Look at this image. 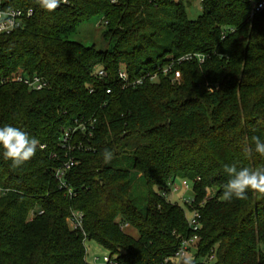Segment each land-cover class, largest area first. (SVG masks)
<instances>
[{
  "label": "trees",
  "instance_id": "1",
  "mask_svg": "<svg viewBox=\"0 0 264 264\" xmlns=\"http://www.w3.org/2000/svg\"><path fill=\"white\" fill-rule=\"evenodd\" d=\"M179 1L69 0L52 12L30 2L25 29L0 35V127L40 142L19 168L0 148V264H88L89 241L116 264H178L182 242L195 234L185 208L166 197L177 179L192 184L201 215L191 264H210L213 254V264H264V194L223 200L225 164L264 168V156L244 154L253 135L264 140L262 0H202L195 21ZM94 17L107 23L106 52L69 40ZM186 54L205 60L180 66L179 83L160 77L124 88L118 77L124 66L134 81ZM19 72L48 88L11 81ZM78 125L92 137L78 130L75 148H63L64 132ZM70 160L73 197L55 179ZM73 212L84 215L83 231L70 229Z\"/></svg>",
  "mask_w": 264,
  "mask_h": 264
},
{
  "label": "built area",
  "instance_id": "2",
  "mask_svg": "<svg viewBox=\"0 0 264 264\" xmlns=\"http://www.w3.org/2000/svg\"><path fill=\"white\" fill-rule=\"evenodd\" d=\"M159 0H149L151 4H154L155 6L159 5ZM175 3H178V0H173ZM30 2H35V0H0V11H5L7 9H11L15 15L13 19L15 20V27L8 28L6 30L0 31V35H11L12 33L16 31H21L25 29L27 23L33 18L35 14V10L33 7L30 6ZM113 4L117 3V0H112ZM70 6V2L68 0L67 3H61L58 8L61 7H68ZM264 9V0H262L260 3L255 5V12L259 13ZM106 25L107 23L104 22ZM197 59L199 64L202 65L204 63L205 57L198 54H186L182 56H169L165 62L164 65L157 67L156 71L154 72H147L143 74L141 77L135 79L134 81H131L128 75L127 70L125 67H121L118 73V77L123 84L124 88H135L138 87L145 82L149 83H157L160 79V77L168 78L172 83H179L182 80V72L179 69L180 66H182L186 62H190ZM99 77H104L105 73L104 71L98 72ZM11 81L15 83H20L26 87H28L32 91H42L44 89L48 88L47 82L38 76L34 77H28L26 75H23L22 72H19L18 75H16ZM6 80H0V87L5 84ZM111 91L108 90L107 94H110ZM78 130L81 131V133L85 136L92 137V133L90 130L86 129L84 125H78L75 128H70L66 130L62 136V146L63 148H66L68 150H72L75 148L72 146V141L75 136V134L78 132ZM81 144H79L78 147H80ZM75 162L73 160H70L69 162L65 163L63 167L58 169L55 172V179L59 183L60 189L64 190L66 195L69 197H73L75 195L73 188L67 183L66 181V174L68 171H70L74 166ZM175 183V182H174ZM174 183L170 185V191L171 193H177L179 191V188L174 186ZM182 187L186 190L189 189V182L182 180ZM173 190V191H172ZM165 196V195H164ZM168 195H166L167 197ZM185 211H189L192 216L191 218H187V223L189 228L192 230V232L195 234L193 238L189 240H184L176 254L177 261H184L191 248H195L199 237L197 233L201 230V215L196 206L194 205V199L191 202H185ZM83 221H84V215L81 212H73L71 217L68 219L69 227L72 231H83ZM127 227V226H126ZM215 261V255L213 254L209 259L208 263L213 264ZM103 264H116L114 259H112L109 256H106L103 258ZM165 264H168V261L165 262Z\"/></svg>",
  "mask_w": 264,
  "mask_h": 264
},
{
  "label": "clouds",
  "instance_id": "3",
  "mask_svg": "<svg viewBox=\"0 0 264 264\" xmlns=\"http://www.w3.org/2000/svg\"><path fill=\"white\" fill-rule=\"evenodd\" d=\"M62 2L67 3L68 0H35V3L47 12L54 11ZM14 15L15 13L11 9L0 11V31L16 26ZM208 90L213 89L209 88ZM251 141L254 147L245 146V156L251 157L253 153L264 156V140L253 135ZM39 147V140L30 137L27 132L11 125L0 127V148L3 149V158L11 162V167L23 166L36 155ZM103 156L105 163L112 159V153L108 149L104 150ZM224 171L230 178L223 186V200L231 201L233 197L245 199L249 189L264 194V168L243 167L237 169L235 164H225ZM186 264H191L190 260H186Z\"/></svg>",
  "mask_w": 264,
  "mask_h": 264
},
{
  "label": "rangeland",
  "instance_id": "4",
  "mask_svg": "<svg viewBox=\"0 0 264 264\" xmlns=\"http://www.w3.org/2000/svg\"><path fill=\"white\" fill-rule=\"evenodd\" d=\"M178 3L175 4H179ZM188 18L192 21L199 19L203 14L202 0H185L184 2ZM106 32V26L102 18L94 17L89 21L81 23L76 32L69 36V40L72 42L79 43L85 47H94L98 52H106L109 50L110 45L104 39V34ZM174 186L179 188L177 193L168 194L167 199L169 202L178 204L179 206L185 208V202H191L194 199L193 186L189 183V189L186 190L182 187V180L177 179ZM173 191V190H172ZM192 214L186 211V218H191ZM119 221V219L117 220ZM126 234H129L133 238H138V232L129 228H123ZM87 257L86 260L88 264H103V258L109 256V254L100 248L94 242H86ZM196 250L191 248L187 258L184 261H179L178 264H186V260L193 262Z\"/></svg>",
  "mask_w": 264,
  "mask_h": 264
},
{
  "label": "crops",
  "instance_id": "5",
  "mask_svg": "<svg viewBox=\"0 0 264 264\" xmlns=\"http://www.w3.org/2000/svg\"><path fill=\"white\" fill-rule=\"evenodd\" d=\"M120 219V218H119Z\"/></svg>",
  "mask_w": 264,
  "mask_h": 264
}]
</instances>
